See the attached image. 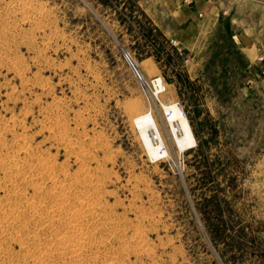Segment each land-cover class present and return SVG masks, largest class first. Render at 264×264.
<instances>
[{
	"label": "rangeland",
	"instance_id": "374dc122",
	"mask_svg": "<svg viewBox=\"0 0 264 264\" xmlns=\"http://www.w3.org/2000/svg\"><path fill=\"white\" fill-rule=\"evenodd\" d=\"M164 13L163 0H0V264H264V86L244 71L226 14L187 46ZM160 100L180 103L194 146L177 153ZM131 103L153 111L170 157L149 158ZM52 185L71 200L100 189L98 221L86 213L79 225L90 237L85 263L55 251L34 263L37 248L17 244L34 234L55 249L57 233H69L60 220L38 222L41 209L61 206ZM29 201H42L36 217Z\"/></svg>",
	"mask_w": 264,
	"mask_h": 264
},
{
	"label": "bare ground",
	"instance_id": "6f19581e",
	"mask_svg": "<svg viewBox=\"0 0 264 264\" xmlns=\"http://www.w3.org/2000/svg\"><path fill=\"white\" fill-rule=\"evenodd\" d=\"M24 2V1H23ZM25 3H26V0H25ZM25 6V5H24ZM30 8H31V6H30ZM31 9H33V8H31ZM31 9H29V10H31ZM5 34V33H4ZM125 55H127V61H130V62H132V64L134 65V67H135V69H136V71H134L133 69V72L135 73V75L138 77V79L141 81V83L142 84H145L146 82H145V78L142 76V74H141V72L138 70V68L136 67V65L133 63V58H131V56L129 55V53H126ZM130 65V64H129ZM132 68V67H131ZM138 73V74H137ZM152 82H153V85H154V91H153V95H156V96H158L159 95V93L161 92H163V91H165V85H164V82H163V80H162V78L160 77V76H158V77H155L153 80H152ZM148 84V83H147ZM162 100H160V102H161ZM132 104V105H131ZM130 104V107H129V117L130 118H128L129 119V121L131 120V122H132V124H133V126L136 128V130H137V132H138V137L140 138V140H141V142H142V144H143V146H144V148H145V150H146V152H147V154H148V156H149V158L151 159V160H156V159H159V158H162V157H170V155L172 154V153H170V151H169V149H168V146L166 145V134H165V132H164V129H163V127H162V124L160 125L159 124V122L157 121V119H156V117L154 116V113H153V111L150 109V108H145V106H144V108H142V106H140V107H138V104L139 103H131ZM161 105H160V107H161V109H162V111H163V113H164V119H165V127L167 128V131L166 132H168V136H169V139H171L172 141H173V143L175 144V146H176V148H177V153L179 152V153H181V152H183L184 150H186V149H188L189 147H192V146H194V144L196 143V141H195V138H194V134H193V130H192V128H191V125H190V123H189V121H188V118H187V116H186V114L184 113V111H183V109H182V107H181V105H180V103H178L177 101H171L170 100V102H168L167 101V103H164V102H161L160 103ZM142 105V104H141ZM128 109V108H127ZM128 111V110H127ZM12 122V121H11ZM59 127V126H58ZM1 128V127H0ZM4 128V127H3ZM60 128V127H59ZM64 128V127H63ZM63 130V129H62ZM64 131V130H63ZM66 131V130H65ZM68 131V130H67ZM60 134H62V133H60ZM63 135V134H62ZM69 135V134H68ZM64 136V135H63ZM67 136V135H66ZM60 137V136H59ZM68 137V136H67ZM67 140V139H66ZM71 142V141H70ZM69 142V143H70ZM19 143V142H18ZM20 144V143H19ZM168 144V143H167ZM21 145H23V144H21ZM18 146H20V145H18ZM17 146V147H18ZM29 146V145H28ZM20 147H22V146H20ZM78 147V146H77ZM23 148V147H22ZM78 149V148H77ZM84 149V148H83ZM17 150V149H16ZM19 150V149H18ZM18 150H17V152H18ZM20 151V150H19ZM71 151V150H70ZM81 151V150H80ZM86 151V150H85ZM89 151V150H88ZM28 152V151H27ZM77 152V151H76ZM15 153V152H14ZM80 153H82V152H80ZM2 155V154H1ZM33 155V154H32ZM38 155H40L39 153H38ZM80 155V154H79ZM10 156V155H9ZM12 156V155H11ZM37 156V155H36ZM41 157H43V155L42 156H40V158ZM48 157V156H47ZM13 159V158H12ZM37 159V158H36ZM6 160V159H5ZM40 160V159H39ZM39 160H37L38 162H40ZM51 160V159H50ZM50 160H49V162H50ZM33 161H35V160H33ZM36 161V162H37ZM83 161V160H82ZM8 162V161H7ZM17 162V161H16ZM15 162V163H16ZM52 162V161H51ZM41 163H43V162H41ZM11 164V163H10ZM26 163H24V165H25ZM30 164H31V162H30ZM4 165V164H3ZM32 165V164H31ZM30 165V166H31ZM41 165V164H40ZM5 166V165H4ZM17 166V163H16V165H15V167ZM51 166V165H50ZM6 167V166H5ZM9 167V166H8ZM29 167V166H28ZM42 167V166H41ZM20 168H22V167H20ZM32 168V167H31ZM36 168V167H35ZM46 168V167H45ZM0 169H1V167H0ZM17 169V168H16ZM37 169V168H36ZM93 169V168H92ZM22 170V169H21ZM23 170H25V169H23ZM29 170V169H28ZM32 170V169H31ZM39 170V169H38ZM51 170H53V169H51ZM63 170V169H62ZM95 170V169H94ZM93 170V171H94ZM10 171V170H9ZM8 171V172H9ZM20 171V170H19ZM26 171V170H25ZM33 171H34V169H33ZM32 171V172H33ZM46 171V170H45ZM50 171V170H49ZM63 171H65V170H63ZM96 171V170H95ZM16 172H18V171H16ZM15 172V173H16ZM58 172V171H57ZM3 173V172H2ZM9 173H14V172H9ZM39 173H41L40 171H39ZM48 174H50V172H47ZM46 173V174H47ZM84 173V172H83ZM24 174V173H23ZM37 174V173H36ZM42 175L44 174V173H41ZM55 174V173H54ZM53 174V175H54ZM58 174V173H57ZM64 174H65V172H64ZM32 175V174H31ZM34 175H35V173H34ZM91 175H93V174H91ZM6 176H8V174L6 175ZM13 176H15L14 174H13ZM28 176V175H27ZM33 176V175H32ZM32 176H31V178H32ZM39 176V175H38ZM4 178H5V176H3ZM10 177V176H9ZM37 177V176H36ZM43 178L44 177H46V175L45 176H42ZM57 177V176H56ZM76 177H77V175H76ZM85 177H86V175H85ZM11 178V177H10ZM42 178V179H43ZM51 178H53V176H51ZM71 178V177H70ZM92 178V177H91ZM6 180L7 179H9L8 177H6L5 178ZM36 179V178H35ZM69 179V178H68ZM77 179V178H76ZM84 179H86V181H87V183H90L92 180H90V179H87V178H84ZM6 180H4V182H6ZM11 180V179H10ZM15 180V179H14ZM20 180V179H19ZM28 180H30V179H28ZM27 180V181H28ZM32 180H34V179H32ZM52 180V179H51ZM58 180V179H57ZM37 181H39V180H37ZM40 181H44V180H40ZM39 181V182H40ZM60 181V180H59ZM69 181V180H68ZM70 181H71V179H70ZM8 182V181H7ZM11 182H12V180H11ZM15 182V181H14ZM46 182V181H45ZM52 182V181H51ZM66 182V181H65ZM24 183H26V181L24 182ZM28 183V182H27ZM41 183V185H42V182H40ZM22 184V183H21ZM53 184V183H52ZM58 184H59V182H58ZM65 184V183H64ZM19 185V184H18ZM17 185V186H18ZM31 185V184H30ZM40 185V186H41ZM49 184H47V186H48ZM71 185V184H70ZM69 185V186H70ZM92 185V184H91ZM16 186V185H15ZM23 186V185H22ZM46 186V187H47ZM102 186V185H101ZM14 186H12V188H13ZM62 187V186H61ZM60 187V188H61ZM74 187V186H73ZM9 188V187H8ZM36 188H39V187H36ZM44 188H45V186H44ZM50 188L51 187H49V190H50ZM55 188H57L56 186H55ZM66 188H68V186L66 187ZM78 188V187H77ZM91 188V187H90ZM33 189H35V188H33ZM46 189V188H45ZM45 189H42V190H45ZM54 189V185H52V190ZM58 189H59V187H58ZM7 190V189H6ZM37 190V189H36ZM57 190V189H56ZM87 190V189H86ZM99 187L96 185L95 187L93 186L92 187V189H91V191L90 192H84V193H82V194H79L78 196L77 195H74V196H72V197H74V199L73 200H75V201H73V200H71V199H69V196H70V194H69V192H67V191H61L60 193H58L57 191H52L51 192V195L53 196L52 198H55L56 196H57V198H59V200L61 201V202H58V203H61V206H60V204L58 205V206H53V207H51L49 210H44V209H41L42 211H43V214L45 215V216H40L39 215V217L38 218H41V219H38V222H39V220L41 221V223H43V224H45V225H47L50 221H54V220H60L61 222H60V224H59V226L60 225H62V224H64L65 226H63V227H66L68 230H69V233L68 234H64L63 232H58V229H57V236H56V238H55V242H56V245H54V247H55V249H53L51 246H49L50 244H51V241H52V239H53V237H49L48 235V239H50V240H47L46 241V239L42 242V243H40V242H37V243H34L35 242V239H37V237L36 236H34V234H33V236H31L32 238H27V239H22V237L21 236H17V237H15V239L18 241L17 242V244L19 243V245H20V248H21V250L22 251H24L25 249H27L28 247H35V248H37V251H33V253L31 254V256L33 257V259H34V263L36 262V263H40V262H42L43 261V259H44V257H50L51 255H52V253L55 251V252H57V253H59L60 255H62V256H64V257H67V255H69V257H72V258H76L75 259V261L76 260H78V261H80L81 259H78L81 255H83V251L84 250H86V249H84V248H86V243L87 242H84V241H89L90 240V237L87 235V232L84 230V229H82V227H80L79 225H84V224H80V222L85 218V217H87V215H86V213H88V214H90L91 215V218L92 219H94V220H97L98 218H97V215H99V214H97V215H95V216H92V215H94L93 213H95L96 212V208H97V204H98V201L96 200V198H95V196L97 195L96 194V192L98 193L99 192ZM14 191V190H13ZM22 190H20L19 192H21ZM47 191V190H46ZM51 191V190H50ZM71 191H75V189H73V190H71ZM89 191V190H88ZM11 192H12V190H11ZM15 192V191H14ZM23 192V191H22ZM44 192V194L45 193H47V192H45V191H43ZM93 192V193H92ZM13 193V192H12ZM24 193V192H23ZM38 193H40V192H38ZM9 194V193H8ZM35 194V193H34ZM41 194V193H40ZM49 194V193H48ZM72 194H74V193H72ZM22 195V194H21ZM39 195V194H38ZM33 196H35V195H33ZM46 196V195H45ZM16 197V196H15ZM19 197V196H18ZM25 197V196H24ZM41 197V196H40ZM77 197V198H76ZM26 198V197H25ZM30 198V197H29ZM29 198L27 199L26 198V201L27 200H29ZM31 198H33L32 196H31ZM37 198H39L38 196H37ZM45 198V197H44ZM40 199H42V198H40ZM50 199V198H49ZM19 200H20V198H19ZM32 200H34V199H32ZM37 200V199H36ZM48 200V199H47ZM51 200V199H50ZM50 200H49V202H50ZM56 200V199H55ZM54 199H53V201H55ZM58 200V199H57ZM66 200H67V202H66ZM11 201V200H10ZM52 201V200H51ZM3 202V201H2ZM6 202V201H5ZM14 202V201H13ZM39 202H40V205H41V202L42 201H38V202H36V203H34V202H30L29 201V204L27 205L26 204V206H28V208L30 209V211L31 212H29V213H31L33 216H35L36 215V208H37V206L39 205ZM10 203V202H9ZM27 203V202H26ZM52 203V202H51ZM57 203V204H58ZM66 203V204H65ZM6 204V203H5ZM19 204V203H18ZM56 204V205H57ZM101 204V203H100ZM46 205V204H45ZM44 205V207H46ZM13 206V205H12ZM43 206V205H42ZM8 207H9V205H8ZM17 207V206H16ZM15 207V208H16ZM15 208H14V210H15ZM40 208V207H39ZM103 208H105V207H103ZM5 209V208H4ZM3 209V210H4ZM28 209V210H29ZM67 209H69V210H67ZM13 210V211H14ZM27 210V211H28ZM40 210V211H41ZM106 210V209H105ZM10 211V210H9ZM9 211H7V212H9ZM69 211V212H68ZM6 212V213H7ZM62 213V214H61ZM25 214H27L28 215V212L27 213H25ZM25 214H23V215H25ZM19 215V214H18ZM38 215V214H37ZM36 215V216H37ZM61 215V216H60ZM104 215H106V214H104ZM108 215V214H107ZM4 215H2V217H3ZM29 216H31V215H29ZM35 216V217H36ZM23 217V216H22ZM25 217V216H24ZM27 217V216H26ZM101 217V216H100ZM6 218V217H5ZM8 218V217H7ZM6 218V219H7ZM61 218H63L62 220H61ZM90 218V217H89ZM3 219V218H2ZM1 219V220H2ZM15 219H16V217H15ZM32 219H33V217H32ZM37 221V220H36ZM98 221V220H97ZM109 221H110V219H109ZM15 222V221H14ZM25 222H27V221H25ZM86 222V221H85ZM84 222V223H85ZM113 222V221H112ZM10 223H13V222H10ZM15 223H17V222H15ZM32 223V222H31ZM40 223V224H41ZM52 223V222H51ZM57 223H59V222H57ZM82 223V222H81ZM87 223V222H86ZM56 224V223H55ZM114 224V223H113ZM13 225H15V224H13ZM17 225V224H16ZM25 225V223L24 222H21L20 220H18V228L17 229H22V227ZM32 225V224H31ZM30 224H29V226H31ZM39 225V224H38ZM95 225H97V224H95ZM12 226V225H11ZM28 226V227H29ZM36 226V225H35ZM35 226H33V227H35ZM42 226V225H41ZM50 226H51V224H50ZM7 227V226H6ZM62 227V226H61ZM101 227V226H100ZM113 227V226H112ZM27 228V227H26ZM53 228V227H52ZM57 228V227H56ZM86 228V227H85ZM48 229V228H47ZM59 229H61V228H59ZM62 229H65V228H62ZM101 229V228H100ZM105 229V228H104ZM108 229V228H107ZM8 230V229H7ZM16 230V229H15ZM14 230V231H15ZM24 230V229H23ZM40 230V229H39ZM49 230H51L50 228H49ZM53 230V229H52ZM51 230V231H52ZM106 230V229H105ZM113 230V229H112ZM16 231H18V230H16ZM42 231H43V229H42ZM50 231V232H51ZM54 231H55V229H54ZM61 231V230H60ZM63 231V230H62ZM101 231V230H100ZM108 231V230H107ZM40 232V231H39ZM64 232H66V231H64ZM72 232V233H71ZM7 233V232H6ZM5 233V234H6ZM13 233H16V232H13ZM27 233V232H26ZM26 233H25V235H26ZM30 233H31V231H30ZM35 233V232H34ZM38 233V232H37ZM53 233V232H52ZM9 234V233H8ZM20 234V233H19ZM22 234H24V232L22 233ZM22 234H20V235H22ZM28 234H29V231H28ZM44 234V233H43ZM55 234H56V232H55ZM16 235V234H15ZM25 235H23V236H25ZM7 236V235H6ZM28 236V235H27ZM46 236V235H45ZM52 236H53V234H52ZM97 236V235H96ZM100 236V235H99ZM136 236H137V234H136ZM10 237L14 240V238H13V236H12V234L10 235ZM102 237V236H101ZM134 237V236H133ZM138 237H141L140 235H138ZM45 238V237H44ZM95 238V237H94ZM100 238V237H99ZM119 238H122V237H119ZM134 238H137V237H134ZM1 239V238H0ZM4 239V238H3ZM87 239V240H86ZM141 239V238H140ZM40 240V239H39ZM101 240V239H100ZM133 240V239H132ZM135 240V239H134ZM10 241H11V239H10ZM102 241H104V240H102ZM136 241V240H135ZM143 241V240H142ZM4 242H8V241H4ZM54 242V243H55ZM134 242V241H133ZM132 242V243H133ZM1 243V242H0ZM3 243V242H2ZM100 243H101V241H100ZM136 243L138 244V242L136 241ZM5 244V243H4ZM30 244V245H29ZM53 244V243H52ZM1 245V244H0ZM28 245V246H27ZM136 245V244H135ZM4 246V245H3ZM6 246V245H5ZM26 246H27V248H26ZM93 246V245H92ZM139 246V245H138ZM95 247V246H94ZM93 247V248H94ZM97 247V246H96ZM99 247H100V245H99ZM3 248V247H2ZM10 248V247H9ZM98 248V247H97ZM141 248V247H140ZM1 250H3V249H1ZM0 250V251H1ZM8 250H10V249H8ZM20 249H19V251H21ZM31 250V249H30ZM109 250H111V249H109ZM138 250V249H137ZM144 250V249H143ZM146 250H147V248H146ZM11 251V250H10ZM18 251V250H17ZM12 252V251H11ZM27 252V251H26ZM111 252V251H110ZM23 253V252H22ZM106 253V252H105ZM12 254V253H11ZM14 254H16V253H14ZM110 254V253H109ZM112 254H114V252L112 253ZM116 254H119V253H116ZM10 255V254H9ZM18 255H20V254H18ZM22 255V254H21ZM59 255V256H60ZM125 255V254H124ZM10 256H12V255H10ZM28 256V255H27ZM61 256V257H62ZM109 256V255H108ZM121 256V255H120ZM19 257V256H18ZM17 257V258H18ZM30 257V256H29ZM52 257V256H51ZM58 257V256H57ZM92 257H95V256H92ZM102 257V256H101ZM123 257V256H122ZM7 258V257H6ZM12 258V257H11ZM21 258V257H20ZM27 258V257H26ZM91 258V257H90ZM104 258V257H103ZM22 259H23V257H22ZM22 259L20 260V261H22ZM88 259V258H87ZM92 259V258H91ZM101 259V258H100ZM110 260L112 259V258H109ZM109 259L107 260L108 262H109ZM18 260V259H17ZM47 260V259H46ZM49 260H52V259H49ZM67 260V259H66ZM4 261V260H3ZM11 261V260H10ZM16 261V260H15ZM19 261V260H18ZM18 261H17V263H18ZM23 261H24V259H23ZM27 261H29V260H27ZM26 261V262H27ZM48 261V260H47ZM53 261V260H52ZM55 261V260H54ZM58 261V260H57ZM60 261V260H59ZM93 261V260H92ZM91 261V262H92ZM8 262V261H7ZM6 262V264H8ZM12 262V261H11ZM14 262V261H13ZM46 262V261H45ZM49 262V261H48ZM47 262V263H48ZM51 262V261H50ZM68 262V260L66 261V263ZM81 262H83V263H85L84 261H80V263ZM99 262V261H98ZM112 262V261H111ZM21 263V262H20ZM24 263V262H23ZM43 263V262H42ZM58 263V262H57ZM59 263H61V262H59ZM63 263V262H62ZM69 263H70V260H69ZM110 263V262H109ZM113 264H114V262H112ZM14 264H16V263H14ZM27 264H29V263H27ZM44 264V263H43ZM53 264H55V263H53ZM65 264V263H64ZM72 264V263H71ZM82 264V263H81ZM86 264V263H85ZM87 264H89V263H87ZM93 264V263H92ZM96 264V263H95ZM111 264V263H110Z\"/></svg>",
	"mask_w": 264,
	"mask_h": 264
},
{
	"label": "crops",
	"instance_id": "0c3cea01",
	"mask_svg": "<svg viewBox=\"0 0 264 264\" xmlns=\"http://www.w3.org/2000/svg\"><path fill=\"white\" fill-rule=\"evenodd\" d=\"M252 1L248 0L252 6H241L238 0L235 9L224 0H163V6L173 25L179 26L175 33L187 46L193 45L201 32L206 30L208 33L214 28L220 13L230 17L232 25L236 26L235 48L244 59V71L260 76L258 82L264 86V78L261 76L264 61L257 60L264 50V0Z\"/></svg>",
	"mask_w": 264,
	"mask_h": 264
},
{
	"label": "built area",
	"instance_id": "2783aa9c",
	"mask_svg": "<svg viewBox=\"0 0 264 264\" xmlns=\"http://www.w3.org/2000/svg\"><path fill=\"white\" fill-rule=\"evenodd\" d=\"M257 60L259 62H263L264 61V50L260 52ZM261 76L264 78V67L261 69Z\"/></svg>",
	"mask_w": 264,
	"mask_h": 264
},
{
	"label": "water",
	"instance_id": "95a60500",
	"mask_svg": "<svg viewBox=\"0 0 264 264\" xmlns=\"http://www.w3.org/2000/svg\"><path fill=\"white\" fill-rule=\"evenodd\" d=\"M124 57H125V59H127V55L124 54ZM128 63L130 64V66L132 67V69H133L134 71H136V69H135L134 65L132 64V62L128 61ZM136 72H137V71H136ZM137 74H138V73H137Z\"/></svg>",
	"mask_w": 264,
	"mask_h": 264
}]
</instances>
